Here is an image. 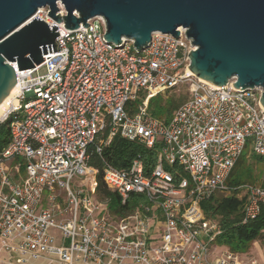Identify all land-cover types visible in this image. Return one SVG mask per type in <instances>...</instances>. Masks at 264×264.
Instances as JSON below:
<instances>
[{"label": "built area", "instance_id": "built-area-1", "mask_svg": "<svg viewBox=\"0 0 264 264\" xmlns=\"http://www.w3.org/2000/svg\"><path fill=\"white\" fill-rule=\"evenodd\" d=\"M38 11L59 26L62 48L31 69L12 64L18 89L3 119L11 122L0 151V254L49 264H258L219 243L222 225L202 203L244 193L246 223L264 207L263 185L229 184L246 150L264 158V89L237 88V78L217 87L189 72L195 47L182 27L177 37L153 33L138 50L134 39L106 41L103 15L70 30ZM186 81L191 98L168 122L156 118L150 98ZM117 135L158 152L149 175L141 157L127 169L104 164L103 183L122 204L141 197L122 214L101 199L99 170L89 165L91 145L101 155Z\"/></svg>", "mask_w": 264, "mask_h": 264}, {"label": "water", "instance_id": "water-1", "mask_svg": "<svg viewBox=\"0 0 264 264\" xmlns=\"http://www.w3.org/2000/svg\"><path fill=\"white\" fill-rule=\"evenodd\" d=\"M43 8L70 30L103 15V38L115 45L134 39L138 50L153 33L177 37L182 27L193 39L190 69L197 78L217 87L237 78V88L264 89V0H0V105L17 86L12 64L31 69L62 48L59 26L38 16Z\"/></svg>", "mask_w": 264, "mask_h": 264}, {"label": "trees", "instance_id": "trees-1", "mask_svg": "<svg viewBox=\"0 0 264 264\" xmlns=\"http://www.w3.org/2000/svg\"><path fill=\"white\" fill-rule=\"evenodd\" d=\"M187 97L180 98H165L163 94L156 97H151L148 103V108L151 113L158 119L169 121L173 113L177 110L182 103L187 101ZM141 99H137L130 103L139 104ZM10 122L8 118L0 123V151L9 143L10 140ZM108 129L104 134L99 136L98 143L105 139ZM114 140L105 146L101 155L96 152L95 145H91L90 153L91 159L89 165L99 170L98 183L99 194L101 199L109 200V206L113 211L120 214L131 211L135 208L136 204L141 200L140 195L130 199L126 204L121 203V198L117 194L111 192L103 183V166L106 162L111 163L113 166L121 169H127L137 157H141L147 175L153 170L158 159V152L156 149H147L145 146L138 142H131L121 136H115ZM257 156V155H256ZM264 160V158L257 156ZM244 154L236 162V167L229 178L231 186H238L242 184H252L254 178L251 171L245 166ZM264 186V184H263ZM245 199H240L238 193L234 194H220L214 196L208 201L202 203V208L206 216L216 219L223 228V234L219 238L220 244H225L233 251L240 249H247L253 244L254 241L264 240V207L260 214L247 223L243 221Z\"/></svg>", "mask_w": 264, "mask_h": 264}, {"label": "rangeland", "instance_id": "rangeland-1", "mask_svg": "<svg viewBox=\"0 0 264 264\" xmlns=\"http://www.w3.org/2000/svg\"><path fill=\"white\" fill-rule=\"evenodd\" d=\"M44 10L47 11L48 9L44 8ZM160 94H163L166 99L167 98L177 99L180 97H187V99H190L191 95H192V93L190 92V82L186 81L184 83H181V84L177 85L174 89H169V90L163 91L162 93H159L156 96H158ZM156 96H153V97H156ZM133 105H136V104H133ZM244 159H245L246 168L251 171V174H252L253 178L255 179L254 180L255 184L263 185L264 184V160L258 158L256 155L252 154L250 152V150H246V152L244 153ZM82 183L84 185H86L85 189L92 186V183L89 182V179L83 180ZM71 184H72V187L75 188V186H77V184H79V183H77V181H76V182H72ZM238 196L240 199H245L244 193L238 194ZM51 232L53 234H55V236L57 238H61V236H62V234L59 232V230L51 229ZM239 251H241L246 256L253 257V258L256 257L258 259V264H264V240L263 239L256 240L253 242V244L250 245L249 248H247L245 250L240 249ZM9 255L10 254L8 251H3L0 254V264H1V262L6 263L7 259H9L8 258ZM28 263L29 264H49L48 261L45 260L44 258L32 259ZM54 264H61V263L55 262Z\"/></svg>", "mask_w": 264, "mask_h": 264}, {"label": "bare ground", "instance_id": "bare-ground-1", "mask_svg": "<svg viewBox=\"0 0 264 264\" xmlns=\"http://www.w3.org/2000/svg\"><path fill=\"white\" fill-rule=\"evenodd\" d=\"M189 72L193 73L191 71V69H189ZM202 80V79H201ZM206 81V80H205ZM204 81V82H205ZM207 82V81H206ZM209 83V82H208ZM18 89V85L15 86L12 91L10 92V94L5 98V100L3 101V103L0 105V122L6 117V115L8 114L7 112L10 109V105H11V99L12 97L15 95V93L17 92Z\"/></svg>", "mask_w": 264, "mask_h": 264}, {"label": "crops", "instance_id": "crops-1", "mask_svg": "<svg viewBox=\"0 0 264 264\" xmlns=\"http://www.w3.org/2000/svg\"><path fill=\"white\" fill-rule=\"evenodd\" d=\"M10 254V253H9ZM8 258L9 259H7V261L6 262H12V263H14V264H29L28 262L27 263H24V262H22L21 261V259L18 257V255H16V254H10L9 256H8ZM46 260V259H45Z\"/></svg>", "mask_w": 264, "mask_h": 264}]
</instances>
